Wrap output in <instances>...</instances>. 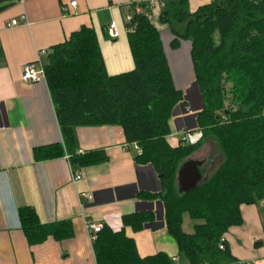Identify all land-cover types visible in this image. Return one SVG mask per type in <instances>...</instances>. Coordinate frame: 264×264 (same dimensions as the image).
Returning <instances> with one entry per match:
<instances>
[{
  "label": "trees",
  "instance_id": "1",
  "mask_svg": "<svg viewBox=\"0 0 264 264\" xmlns=\"http://www.w3.org/2000/svg\"><path fill=\"white\" fill-rule=\"evenodd\" d=\"M159 22L172 35V49L182 40L191 44L203 101L195 141L176 147L166 141L183 93L174 86L157 27L142 14L127 24L132 69L108 74L96 32L81 27L49 48L45 82L72 161L83 166L106 160L96 152L74 154L75 126L119 125L126 141L141 150L135 162L151 164L161 183L159 193L138 197L162 201L166 229L181 255L190 264H231L237 259L225 233L242 224L241 205L264 203V0H215L194 12L188 0H167ZM208 141L215 150L200 169L201 181L178 193L179 166ZM62 154L59 144L33 149L36 160ZM17 214L29 245L72 235L69 221L41 224L31 206L19 207ZM152 216L135 212L124 215L122 223L137 231ZM184 216L194 223L191 232L182 228ZM92 249L96 264H173L162 252L140 257L123 230L103 225Z\"/></svg>",
  "mask_w": 264,
  "mask_h": 264
},
{
  "label": "crops",
  "instance_id": "2",
  "mask_svg": "<svg viewBox=\"0 0 264 264\" xmlns=\"http://www.w3.org/2000/svg\"><path fill=\"white\" fill-rule=\"evenodd\" d=\"M71 1H75L74 6ZM147 1L9 0L0 8V264H96L86 221L113 231L123 230L134 241L140 257L162 252L173 264H190L166 229L162 201L138 197L140 193L157 194L162 187L151 164L135 162L137 145L126 141L122 128L75 126L74 154L96 152L106 157L105 161L82 166L72 161L65 147L45 80L20 79L24 64L38 57L45 64L49 48L66 41L81 27L96 32L108 74L132 69L125 17L136 5L148 9ZM209 2L188 0V7L194 12ZM160 11L155 4L149 9V20L159 31L174 86L183 93L166 137L168 144L176 147L186 134L199 136L193 126L196 117L192 116L199 111L200 102L194 86L191 44L182 40L177 49L170 47L172 35L159 22ZM13 19L18 24L7 26ZM110 22L119 32L115 39L106 33ZM51 144H59L63 154L44 160L34 158V148ZM192 155L186 160H203L200 169L207 163L205 156L195 159ZM77 173L81 178L74 180ZM21 206L33 207L41 224L69 221L72 235L62 240L48 236L41 243L29 245L18 219ZM145 211L153 216L140 230L123 226L124 215ZM240 212L242 224L230 227L224 235L230 253L237 260L264 264V203L241 205ZM186 219L184 216L182 228L191 232L194 223Z\"/></svg>",
  "mask_w": 264,
  "mask_h": 264
},
{
  "label": "built area",
  "instance_id": "3",
  "mask_svg": "<svg viewBox=\"0 0 264 264\" xmlns=\"http://www.w3.org/2000/svg\"><path fill=\"white\" fill-rule=\"evenodd\" d=\"M209 1L211 2V1H215V0H209ZM155 4H158L159 8L162 9V8H164L165 1H163V0H148L147 1L148 9H146L145 7H142L141 5H136L133 8V11L125 17L126 24L131 22L132 17L135 14H142L144 16L149 17V9L154 7ZM70 5L74 6L75 1H71ZM20 18L22 20H25V15H21ZM17 24H18V20L13 19L9 23H7L6 25L7 26H13V25H17ZM106 33L111 39H115L118 37L119 32H118L117 27H116L114 22H110L107 25ZM20 79L22 81H25V82H37L40 80H45L44 64L41 62L39 57L35 61L28 62L22 66L21 72H20ZM198 137L199 136L196 133L195 134H186L183 137V141L186 143H190V142L195 141ZM137 151L140 153L141 150L137 147ZM80 178H81L80 173L75 174L73 177L74 180H79ZM83 196L87 199L89 198V194H84ZM85 227L88 231L90 239L94 240L96 237V233L98 231H100V229L102 228V224L94 223L91 221H86ZM219 247L222 248V245H220ZM231 264H254V262L252 260H237V261L232 262Z\"/></svg>",
  "mask_w": 264,
  "mask_h": 264
},
{
  "label": "water",
  "instance_id": "4",
  "mask_svg": "<svg viewBox=\"0 0 264 264\" xmlns=\"http://www.w3.org/2000/svg\"><path fill=\"white\" fill-rule=\"evenodd\" d=\"M194 86L196 87L197 90L200 105H199V111L196 112L192 117H197L200 110L203 109V101L197 83L195 81H194ZM182 102L181 105H183ZM175 109L176 107L172 110V114H175ZM193 126L197 128L196 122L193 123ZM202 164H203V160L188 159L185 160L179 166L176 174V185H177L178 193H184L190 191L191 189L195 188L196 185L201 181L202 175L200 172V167L202 166Z\"/></svg>",
  "mask_w": 264,
  "mask_h": 264
},
{
  "label": "rangeland",
  "instance_id": "5",
  "mask_svg": "<svg viewBox=\"0 0 264 264\" xmlns=\"http://www.w3.org/2000/svg\"><path fill=\"white\" fill-rule=\"evenodd\" d=\"M9 3H10L9 0H0V8L1 7H4V6H7ZM214 150H215L214 149V146L208 141V142H205L203 144V146L192 155V157L195 158V159H202V156H205L207 158L210 155V153L212 151H214ZM216 161H218V160L216 159ZM213 165L214 164H211V165H209V167L207 165L206 166V167H208L207 170H209L210 168H212ZM186 220L187 221L189 220L188 217H187ZM186 227H187V225H185V229H186Z\"/></svg>",
  "mask_w": 264,
  "mask_h": 264
}]
</instances>
